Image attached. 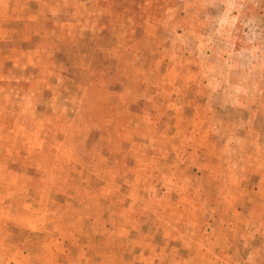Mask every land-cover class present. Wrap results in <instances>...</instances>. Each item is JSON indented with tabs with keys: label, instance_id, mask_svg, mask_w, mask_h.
<instances>
[{
	"label": "rangeland",
	"instance_id": "1",
	"mask_svg": "<svg viewBox=\"0 0 264 264\" xmlns=\"http://www.w3.org/2000/svg\"><path fill=\"white\" fill-rule=\"evenodd\" d=\"M263 188L264 0H0V264H264Z\"/></svg>",
	"mask_w": 264,
	"mask_h": 264
},
{
	"label": "crops",
	"instance_id": "2",
	"mask_svg": "<svg viewBox=\"0 0 264 264\" xmlns=\"http://www.w3.org/2000/svg\"><path fill=\"white\" fill-rule=\"evenodd\" d=\"M263 191H260V189H255V192H262L263 198H264V188L262 189ZM258 206H262L261 209L264 210V201L261 203H258ZM261 211V210H260ZM262 217L255 218V216H250L247 218V224L250 226H255L257 225V221L259 223V228L255 229L252 234H248V241L250 243H253L250 248L251 251L249 253L254 252L255 256L258 258L257 261L260 263H264L263 261V256H264V213H262ZM245 223V221H244ZM242 238V237H241ZM239 237H232L230 241L233 243V241L238 242V244L243 243V240ZM256 261V260H255ZM256 261V262H257Z\"/></svg>",
	"mask_w": 264,
	"mask_h": 264
}]
</instances>
